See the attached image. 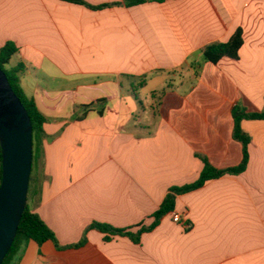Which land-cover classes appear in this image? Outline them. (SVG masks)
<instances>
[{"label": "crops", "instance_id": "1", "mask_svg": "<svg viewBox=\"0 0 264 264\" xmlns=\"http://www.w3.org/2000/svg\"><path fill=\"white\" fill-rule=\"evenodd\" d=\"M79 1L0 0L8 68L48 119L28 204L66 247L31 241L17 264H264V119L241 121L245 171L176 195L182 222L138 236L204 159L242 163L234 112L264 111V0ZM238 28V60L204 58Z\"/></svg>", "mask_w": 264, "mask_h": 264}, {"label": "trees", "instance_id": "2", "mask_svg": "<svg viewBox=\"0 0 264 264\" xmlns=\"http://www.w3.org/2000/svg\"><path fill=\"white\" fill-rule=\"evenodd\" d=\"M71 2H80L79 0H67ZM147 0H129L128 4H139ZM161 1V0H159ZM244 45L243 30L238 28L231 38L226 42H216L208 45L203 50L204 58L217 64L223 58L228 57L231 59L238 60L240 50ZM19 51L18 46L14 42H7L4 46L0 48V67L6 72L10 84L21 99L24 106L26 107L32 123H33V146H34V158H33V170L30 181L29 194L32 190L34 184V168L41 157L44 142L46 139L45 125L48 122L47 117L39 110L37 103L33 97H30L24 91L21 85V74L25 70L23 65H18L13 68H8L11 59ZM235 116V137L239 139L244 145V155L243 161L238 167L220 170L213 167L206 159H204L205 167L201 173L200 178L189 185L183 187H174L171 189L170 193L165 198L160 209L154 214V222L149 226H143L139 232L138 236H141L145 232L152 231L155 229L160 220L167 214L175 211L176 206V195L186 193L197 188L202 187L207 181L211 179H216L222 177L226 174H239L245 171L249 162V143L251 141L248 134H246L242 127L241 121L243 119H264L263 112L247 113L243 110L236 109L234 112ZM2 178V153L0 146V182ZM90 228L97 229L105 234V241L109 242L113 239V236H129L134 238V234L126 228H115L109 224L94 222L91 224ZM34 241L39 245L44 244L47 241H53L58 248H66L59 244V241L54 233V231L47 225V223L42 219V217L34 212L30 205L28 204L26 210L23 214L21 224L15 239V242L6 256L3 264H17L24 249L31 242ZM86 243V238L77 244L70 245L68 247L78 248Z\"/></svg>", "mask_w": 264, "mask_h": 264}, {"label": "water", "instance_id": "3", "mask_svg": "<svg viewBox=\"0 0 264 264\" xmlns=\"http://www.w3.org/2000/svg\"><path fill=\"white\" fill-rule=\"evenodd\" d=\"M0 264L11 250L28 205L33 170V123L0 67Z\"/></svg>", "mask_w": 264, "mask_h": 264}, {"label": "built area", "instance_id": "4", "mask_svg": "<svg viewBox=\"0 0 264 264\" xmlns=\"http://www.w3.org/2000/svg\"><path fill=\"white\" fill-rule=\"evenodd\" d=\"M172 215H173V220L175 222H182L183 218H182V215L180 213L173 212Z\"/></svg>", "mask_w": 264, "mask_h": 264}, {"label": "rangeland", "instance_id": "5", "mask_svg": "<svg viewBox=\"0 0 264 264\" xmlns=\"http://www.w3.org/2000/svg\"><path fill=\"white\" fill-rule=\"evenodd\" d=\"M7 67H9V65H7Z\"/></svg>", "mask_w": 264, "mask_h": 264}]
</instances>
